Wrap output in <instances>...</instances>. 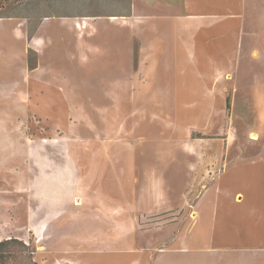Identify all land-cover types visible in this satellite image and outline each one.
Instances as JSON below:
<instances>
[{"label": "rangeland", "instance_id": "rangeland-1", "mask_svg": "<svg viewBox=\"0 0 264 264\" xmlns=\"http://www.w3.org/2000/svg\"><path fill=\"white\" fill-rule=\"evenodd\" d=\"M0 17L26 32L1 46L0 242L27 246L6 264H64L79 230L93 251L184 247L216 175L258 157L263 68L238 54L226 78H157L141 0H0Z\"/></svg>", "mask_w": 264, "mask_h": 264}, {"label": "crops", "instance_id": "crops-1", "mask_svg": "<svg viewBox=\"0 0 264 264\" xmlns=\"http://www.w3.org/2000/svg\"><path fill=\"white\" fill-rule=\"evenodd\" d=\"M141 1L145 61L158 68L157 78L165 77V68L176 70L175 78H222L225 73L226 78L230 72L220 66L231 67L238 54L241 63L256 62L263 68L262 72L248 69V74L264 78V0ZM18 20L0 17V61L7 35L21 44L26 40ZM85 23H79L80 31L86 30ZM41 40L34 35L29 47L40 50ZM258 81L253 92L264 105V81ZM260 111L264 123V108ZM257 135L261 136L255 132L251 137L257 142L252 147H257L258 157L231 159L216 175L212 183L216 186L203 193L194 207L184 247L154 253L135 248L128 238L125 247L119 244L93 251L79 230L76 237L80 240L66 241L64 264H264V141L257 140Z\"/></svg>", "mask_w": 264, "mask_h": 264}, {"label": "trees", "instance_id": "trees-1", "mask_svg": "<svg viewBox=\"0 0 264 264\" xmlns=\"http://www.w3.org/2000/svg\"><path fill=\"white\" fill-rule=\"evenodd\" d=\"M13 243H18L21 246H23L24 248H27L26 244L24 242H19L18 240L15 239H10V240H5L0 242V264H6L9 257L8 255H10V246Z\"/></svg>", "mask_w": 264, "mask_h": 264}, {"label": "bare ground", "instance_id": "bare-ground-1", "mask_svg": "<svg viewBox=\"0 0 264 264\" xmlns=\"http://www.w3.org/2000/svg\"><path fill=\"white\" fill-rule=\"evenodd\" d=\"M253 138H256V136L254 135Z\"/></svg>", "mask_w": 264, "mask_h": 264}]
</instances>
